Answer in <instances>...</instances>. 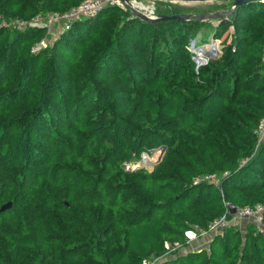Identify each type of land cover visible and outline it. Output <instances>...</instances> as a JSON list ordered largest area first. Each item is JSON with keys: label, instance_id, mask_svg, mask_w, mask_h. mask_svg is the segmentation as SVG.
<instances>
[{"label": "trees", "instance_id": "16d2710c", "mask_svg": "<svg viewBox=\"0 0 264 264\" xmlns=\"http://www.w3.org/2000/svg\"><path fill=\"white\" fill-rule=\"evenodd\" d=\"M82 1L0 0V20ZM44 35L0 27V209L13 202L0 210V264H264L253 222L214 235L210 249L166 247L187 244L224 200L264 203V0L224 22L107 6L31 52ZM210 36L223 54L198 68L188 46ZM160 145L153 169L123 166ZM219 172L223 193L193 183Z\"/></svg>", "mask_w": 264, "mask_h": 264}, {"label": "built area", "instance_id": "2783aa9c", "mask_svg": "<svg viewBox=\"0 0 264 264\" xmlns=\"http://www.w3.org/2000/svg\"><path fill=\"white\" fill-rule=\"evenodd\" d=\"M136 2L137 0L131 1V5L135 8L138 7L135 5ZM113 5H118V6L122 5L121 7L123 8L127 7L128 9H130L129 5L122 2L121 0H83L80 4L70 8L65 12L53 11L46 14H37L31 19L18 18V19L8 20L3 18L0 20V27L2 26L11 27V28L14 27L20 30L29 27H33V28L42 27L45 29V31H47L51 35H56V34L59 35L60 33L69 30L76 21L82 20L86 17L96 16L104 7L113 6ZM151 10L152 12L149 13ZM146 12L148 13L146 15H148L149 17L152 18L156 17L154 7H152V9L146 8ZM46 40H47L46 38H42L35 45L36 46L35 49H37L38 46L40 45H44L47 47ZM207 44H213L214 47H216L214 50H216L218 49V47H220L221 39L212 38L210 42L201 45H196L194 42H192L191 49L195 52V58H194L195 60L200 59L201 61L203 59V56H205L206 54L211 55L207 52L209 50H204V47H206ZM261 60L262 63L264 64V49ZM256 135L258 138L257 147H259L260 144L264 141V116L262 117L256 129ZM165 152H166V147L164 145H160L143 151L139 157V161L142 162V165H140V167L141 166L146 168L148 166L154 167L163 159ZM247 160L248 158L243 159L241 161V165H244L247 162ZM225 175L226 172H224L223 175H219L217 173H207L196 176L193 179V183L199 184L202 182H206L209 184H213L218 188H220L221 192L223 193L222 178ZM223 202L226 206V211L221 216L210 221L205 229L200 228L197 232L187 231L186 232V235L188 237L187 242H191L193 240L192 236H200V235L204 236L209 234H213L214 236V235L222 234L225 229L236 227L241 221L253 222L257 227V231L259 233L264 234V203L263 202H258L253 205L250 204L235 205L234 212H231L230 209V206L232 205L231 202L225 200ZM229 215H231L230 219L228 218ZM166 247L169 249V252H172L175 249L176 250L181 249L183 247V244L179 241H175L173 245L170 246L168 245V242H166Z\"/></svg>", "mask_w": 264, "mask_h": 264}, {"label": "rangeland", "instance_id": "374dc122", "mask_svg": "<svg viewBox=\"0 0 264 264\" xmlns=\"http://www.w3.org/2000/svg\"><path fill=\"white\" fill-rule=\"evenodd\" d=\"M137 1L139 2L140 7H142V8L150 9L151 7H154L155 8V15L168 14V13L174 14L175 11L180 10V9L195 10V11L196 10H203V11H206L208 13L225 12V11L232 9L234 6V2L232 0H214V1L210 0V1H192V2H186V1H182V0H137ZM138 10L145 13V14H148L146 12V9L138 8ZM180 13H182V12H180ZM40 14H46V12H41ZM175 14H177V13H175ZM227 18H228V15H225L226 20H224L222 18H218V19L221 22H224V21H227ZM23 19H25V18H23ZM12 28L16 29L14 27H12ZM229 30L231 32H233L234 28L230 27ZM56 31H59V30H56ZM56 36H58V34L51 35L47 31H45V35L43 38L47 39L46 40L47 47L44 45H40V46H38L37 49H35V47H36L35 45L39 42V41H37L32 45L31 52L37 53V52H42V51H45L47 49H50V47L53 46V40ZM223 39H224V37H222V41H223ZM210 40H211V36L207 39V41H210ZM199 42H201V40ZM188 48L191 51V53L193 54V58H195V52L191 49L192 48V42H190ZM214 49H215V47H214ZM214 52H215L214 55L206 54L201 61H200V59H198V60L194 59V61L198 65V68L208 64V62L210 61L211 58L217 59V58H220L222 56V54H223L222 42L220 44V47H218V49L214 50ZM138 161H139V158L134 157V158H132V160L123 162V166L125 168H127L128 164L138 162ZM138 167H140V166H137L135 168H138ZM135 168H127V169H135ZM147 168H149L150 170L153 169V167H151V166H148ZM217 174L223 175L224 172H219ZM246 223H247L246 221H241L237 226L244 232ZM192 237H193V240L191 242H187V244H184L181 249H178V250L175 249L174 251H177L179 254H184L188 249L197 248L199 246H202V248L206 247L207 249H210V243L212 241L213 234L204 235V236L203 235L192 236ZM168 245L172 246L173 243L168 241ZM161 258H158V260ZM155 261H157L156 258L155 259L151 258V259L145 260L144 264H153Z\"/></svg>", "mask_w": 264, "mask_h": 264}, {"label": "water", "instance_id": "95a60500", "mask_svg": "<svg viewBox=\"0 0 264 264\" xmlns=\"http://www.w3.org/2000/svg\"><path fill=\"white\" fill-rule=\"evenodd\" d=\"M122 2L126 3L129 5V8L139 17L145 19V20H149V21H160V20H164V19H169V18H177L180 20H201V21H205L208 19H213V18H222L224 20L225 19V15H230L235 13V11L237 10V8L244 3L250 2V1H254V0H232L234 2V6L232 9L225 11V12H216V13H197V14H191V13H177V14H158L156 15V17L152 18L149 17L148 15H146L145 13L139 11L138 9H136L135 7H133L131 5V1L132 0H121ZM182 1H186V2H192V1H210V0H182ZM214 1V0H212ZM209 54L214 55L215 52L214 50L211 51H207ZM13 202L12 201H8L7 203H5L2 207H1V211H5L8 210L12 207ZM231 212L235 211V205L232 204L230 206ZM229 219L231 218V215H229L228 217Z\"/></svg>", "mask_w": 264, "mask_h": 264}, {"label": "bare ground", "instance_id": "6f19581e", "mask_svg": "<svg viewBox=\"0 0 264 264\" xmlns=\"http://www.w3.org/2000/svg\"><path fill=\"white\" fill-rule=\"evenodd\" d=\"M135 5L138 6V7H140L138 1L136 2ZM140 8H142V7H140ZM142 9H146V8H142ZM150 9H152V7H151ZM151 12H152V10H151L149 13H151ZM215 48H216V47H215ZM204 50H209V51L214 50V45H213V44H207L206 47H204ZM203 57H204V56H203ZM140 165H142V162L138 161V162H134V163H130V164H128V165H127V168H135V167L140 166ZM191 233H192V232H191Z\"/></svg>", "mask_w": 264, "mask_h": 264}]
</instances>
